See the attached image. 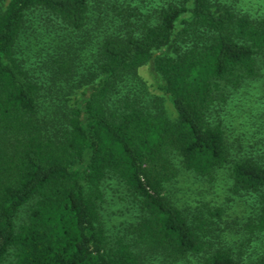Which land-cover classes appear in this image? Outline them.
<instances>
[{
	"label": "trees",
	"instance_id": "obj_1",
	"mask_svg": "<svg viewBox=\"0 0 264 264\" xmlns=\"http://www.w3.org/2000/svg\"><path fill=\"white\" fill-rule=\"evenodd\" d=\"M262 58L264 19L220 0H0V264H264L173 193L226 171L264 233V138L236 156L218 118ZM107 180L137 204L129 240L103 227Z\"/></svg>",
	"mask_w": 264,
	"mask_h": 264
},
{
	"label": "rangeland",
	"instance_id": "obj_2",
	"mask_svg": "<svg viewBox=\"0 0 264 264\" xmlns=\"http://www.w3.org/2000/svg\"><path fill=\"white\" fill-rule=\"evenodd\" d=\"M220 1L236 13L245 14L253 20L264 19V0ZM260 65L258 78L243 84L238 92L227 94L226 102L218 108V118L236 156L238 153L246 155L249 143L264 138L257 133V126L264 133V58L260 59ZM138 74L155 94L150 69L142 67ZM263 145L261 143L260 147ZM231 184L226 171L206 181L183 176L173 187V193L189 214L199 213L206 220L208 244L214 248H229L236 258L250 263L264 254V233H250L244 229L245 222L258 212V199L255 195L234 193ZM103 190L100 216L109 240H129L131 228L139 217L137 204L116 180H107ZM145 261L147 264H163L162 258L150 255L146 256ZM178 264H201V259L189 258Z\"/></svg>",
	"mask_w": 264,
	"mask_h": 264
}]
</instances>
